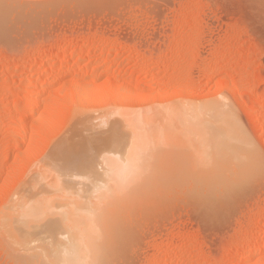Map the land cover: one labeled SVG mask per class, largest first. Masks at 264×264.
<instances>
[{"label":"rangeland","instance_id":"obj_1","mask_svg":"<svg viewBox=\"0 0 264 264\" xmlns=\"http://www.w3.org/2000/svg\"><path fill=\"white\" fill-rule=\"evenodd\" d=\"M74 64L93 75L72 80ZM72 83L92 90L91 100L75 98ZM122 110L149 114L141 125L150 138L139 170L128 166L126 193L105 211L125 238L110 264H264V0H0L1 214L75 128L74 115L92 112L105 136L139 122L132 114L126 127ZM237 128L247 142L234 157L218 134ZM249 151L256 166L244 173L237 163ZM2 232L0 264H24Z\"/></svg>","mask_w":264,"mask_h":264},{"label":"bare ground","instance_id":"obj_2","mask_svg":"<svg viewBox=\"0 0 264 264\" xmlns=\"http://www.w3.org/2000/svg\"><path fill=\"white\" fill-rule=\"evenodd\" d=\"M76 64H74L75 66L71 65L67 67L68 69H72L71 70L72 80H73V77L77 75L79 76L78 78H81V77L85 78L87 75L89 76L93 75L94 72H88L89 70L85 71L86 68L84 69L80 68V70L77 71L75 69ZM43 73L41 72L37 74L35 77L36 79H33L35 80V84L37 83V85H39V87L36 85L39 88V90H37L36 93L34 94L35 99L38 97L39 94L42 93V91H44V86H46L42 84V80L44 76ZM118 88L116 92L117 95L120 94L118 93L119 91ZM115 89L116 88H114L113 90ZM73 90H74L75 98H78V99L83 98L88 101L91 100L90 92H92V90L89 89L90 91H88L87 86L84 87V86H81V84L80 85L73 84ZM99 93L101 95L105 94V92L103 93L102 91H100ZM99 93L97 94L98 97L100 96ZM68 94L69 92L67 93V95ZM93 96L92 98H94ZM67 100L69 99L67 98ZM20 102H22V100H20ZM24 102L25 101H23V103ZM36 102L38 103V101ZM75 102H77V99ZM183 102L182 104L181 103L180 104L182 105V107L184 106L185 108V104H183ZM206 104L205 106L207 108L213 107V105L216 106V103L215 104L211 103L213 105L209 103H206ZM169 105L170 104H168V106ZM181 105H178L177 103V106L180 107ZM165 106L167 105H165L164 103V108ZM195 106L196 105L194 104V108H193V104H192L191 109L193 108L194 111L200 109V108L196 109ZM198 106L200 107V105ZM35 107L34 106L31 107L33 108V110H31L32 112L34 111V109L36 110ZM171 107H173V112H174L175 111L174 105L172 106L170 105V109ZM179 107L178 108L175 107L177 109L176 110L177 112L178 110L180 111L182 109L184 111L186 110L184 108L181 109ZM201 107H203L202 110H204V106H201ZM193 109H192V112L194 113ZM118 110L120 111V109ZM212 110L213 109L211 108V111ZM111 111L113 112L115 110L113 109V110H110V112L109 111L108 112L113 115L117 113V111H115V113H112ZM159 111L161 112V110ZM176 111L175 113H177ZM218 111H219V108H218ZM103 112H101V114ZM123 112L124 110H122L121 113L118 112V114L120 113L122 117L124 115L125 118H122L120 115H118V117L120 116L119 119L121 118L123 119L121 120L123 121V124L126 127H128L127 125H129L130 122H132L131 120L132 114L135 115L132 117V119L135 117V118H138L139 122H141L139 124V122L134 119V121L132 122L133 124L131 123L130 129L129 127L126 129V130H129L130 135L132 134L131 136L129 135V132H126L124 130L123 132H120L122 130L120 129L117 130L116 128H112L111 132L110 133L108 132L109 134L107 133L105 136H101L94 129L96 125L93 122L95 120H93V117L90 115L92 112L91 113L86 112L82 114L80 113V115H76V117L74 115V118H72L74 120L73 121L71 120V122H73L74 124L72 123L73 125L71 128H73V126H75V128L71 129L70 132L68 131L69 134L63 135V140L61 142L54 144L55 146H53L51 148V151L46 155V156L49 155L47 160L45 159L43 161L44 163L43 162L40 163L42 164L41 167L39 166L40 168L38 167V164H36L37 165L36 167L39 168L38 171H36L37 169L36 170L34 169L33 171L35 172H33L31 169V171L34 174L30 172V175L31 173L33 175H31L30 177L28 175L29 178L27 177V179H25V180L29 179L28 180L29 182L25 181L26 184L24 183L25 186L23 185L24 187H22V189L21 188L16 189L17 195L15 196L14 194L13 196V193L15 192L12 193L11 199L14 197L15 198L11 200L8 204L6 203V207L5 208L3 207L4 209L3 211H1L2 214L0 213L1 214L0 215V228H1L0 231L4 232V233L2 232V234L3 235L5 234V237L3 236L2 237L3 239L7 238L6 241L8 244H6V246L7 245L10 246L11 253L15 255L18 262L20 261L21 263V260H22L24 264H110V259L114 256L116 251L121 249L120 241L124 237L123 232H122L124 228L122 230L120 221L118 222L116 221L118 220L117 216H112V217L110 216L109 218V215H106V212L108 211L113 212V210L116 207L115 202L120 200L118 197L124 196V194L126 193L125 189H126V184H127L126 183L127 178L128 176H130L129 172L134 169H137V170H134L135 171L134 173H136L141 166L140 164L142 163V162H137L142 159L141 158L142 156L140 157V154H139V153L141 154L143 153V150L142 152L140 151L141 148L146 149V146L144 144L146 142H144L143 145H142V142L145 141L146 137L148 138L149 136L150 138L149 133L147 135V132L144 130V125L148 124V123H144V121L148 122L149 120V119L147 120L144 119L146 118V117H143L145 113L139 114V113L131 112L129 115H126L128 114V112L126 114H124L126 111L124 113ZM137 114H139L138 115L139 117L138 116L136 117ZM177 114L181 116L184 114V112H178ZM205 114H207V112H205ZM205 114L204 116H206ZM146 115H149V114L146 113L145 116ZM108 116L111 117L112 115H108ZM128 116H129V119H126ZM140 116H142L141 119H140ZM150 116L147 118L152 117ZM102 118L105 119L104 116ZM104 119L102 121H104ZM142 122L144 123V125H141ZM107 123L108 122H106V125ZM137 130L139 131L142 130L141 131L142 133L140 132L134 133V131L136 132ZM144 131L146 132V135ZM156 131H158V129ZM200 132L201 134L199 132H198L199 134L196 133L198 134L199 139L197 137L196 138L198 140L195 139V141H197L195 142V149L197 150L198 148L200 149V151L201 150L203 151V146H205L206 142L209 144V141L206 140L207 138L206 132L205 131H200ZM217 134H214V135L217 136ZM218 135H219V143L222 145L224 144L223 146H225V150L227 148L225 144H228V145L230 144L229 148L234 153V157L237 155L235 154L237 151L238 152L241 151V149H239L240 144L247 142L245 135L239 129L233 132L229 131V129L228 130L225 129V131H222V133H219ZM19 136H20L19 137L20 139L24 137L22 134H19ZM64 136L66 137L64 138ZM151 136H152V133H151ZM24 138L22 140H24ZM216 142L217 141L215 142L213 141L212 143L215 144ZM200 143H201V147H200ZM137 149H139V152L136 154ZM250 151L248 153V155L250 156L247 155V157H245L242 161H240V164L237 163L238 164L237 167L239 168V165H240V168L244 169L243 170L244 173L246 172L245 171L246 168L253 169L254 168L253 166H256V163H254L255 165L253 166L251 164L252 160L255 158L251 156ZM225 152L222 153L221 149L219 151L221 156ZM229 152L227 151V153ZM214 155L216 156V154ZM138 156L139 158H136ZM135 159L137 160L134 161ZM211 160L215 161L213 159ZM221 161L217 160V162H221ZM128 166H134V169ZM129 169L131 170L129 171ZM241 172H237V173H241ZM47 176L51 177L49 178L50 180L48 181L46 180L48 179ZM231 177L229 176L228 178L231 179ZM116 213L114 212V214ZM122 226H124V224ZM123 240H125V238H123ZM12 250L14 253L12 252ZM30 251H32V253ZM52 257H55L56 260L52 259Z\"/></svg>","mask_w":264,"mask_h":264}]
</instances>
